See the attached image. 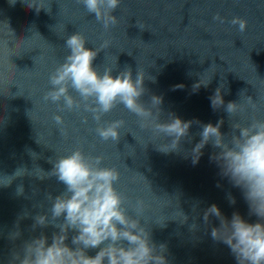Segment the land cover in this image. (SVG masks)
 I'll use <instances>...</instances> for the list:
<instances>
[{"label":"water","instance_id":"1","mask_svg":"<svg viewBox=\"0 0 264 264\" xmlns=\"http://www.w3.org/2000/svg\"><path fill=\"white\" fill-rule=\"evenodd\" d=\"M217 14L224 23L213 19ZM112 15L117 23L105 30L79 0H0V181L20 167L30 173L0 186V264H9L25 241L43 234L51 243L59 231L53 224L33 229L34 217L46 214L51 220L54 198L66 186L49 173L56 160L77 148L86 156H103L101 167L118 170L114 186L126 198L128 214L137 217L138 211L152 242L167 246L169 264H237L230 248L211 236L220 220L210 216L205 224L203 214L215 204L229 221L234 213L248 223L259 218L251 214L243 190L210 159L219 149L209 142L195 165L188 153L201 139L204 124L223 119L220 131L230 138L232 123L264 119V0H121ZM234 17L247 21L243 32L231 24ZM75 33L85 38L87 48L100 50L93 67L101 75L108 67L113 76L131 68L133 80L138 71L145 72L140 102L152 107L151 97H162L160 122L173 115L193 121L179 152L158 151L160 143L172 138L161 141L150 128H141L139 118L123 104L100 121L105 126L125 121L119 141L113 142L95 132L91 112L60 111L44 100L52 87L50 75L70 54L65 41ZM105 42L108 47L101 48ZM199 80L210 83L194 91ZM218 87L225 105L240 102L244 110L233 117L224 106L214 110L210 97ZM69 94L81 99L72 88ZM55 115L63 117V126L55 124ZM21 184L24 193L17 195ZM55 223H63V217ZM16 231L20 236L13 240L10 235ZM75 234L68 232L70 247H75Z\"/></svg>","mask_w":264,"mask_h":264},{"label":"clouds","instance_id":"2","mask_svg":"<svg viewBox=\"0 0 264 264\" xmlns=\"http://www.w3.org/2000/svg\"><path fill=\"white\" fill-rule=\"evenodd\" d=\"M89 13H94L101 21L105 30L117 23L113 11L118 8L121 0H79ZM31 7V6H29ZM39 10V9H37ZM220 23L224 19L217 14L213 17ZM232 25H238V30L246 29L247 21L234 17ZM86 40L80 33L67 38L65 46L70 50L65 61L60 64L49 77L51 89L44 95L45 101L57 104L60 111H79L83 108L93 114L97 122L95 132L103 141L118 142L124 120L100 123L102 116L110 112L118 103L134 113L140 120L141 128H150L163 141L171 137L170 142H162L157 150L168 154L180 151V142L189 137V129L193 121H183L179 117L170 116L169 121L160 122V105L162 97H151L152 107H146L140 102L144 94L145 72L138 71L135 80L131 68L112 75V68L104 69L101 75L93 67V61L99 49L87 48ZM105 42L101 48H107ZM18 53L17 55H19ZM150 80L155 82V77ZM210 81L199 80L193 85V90L201 86L207 87ZM183 88V85L175 86ZM69 88L74 89L80 100L69 94ZM63 100V105L59 102ZM211 107L216 110L224 106L229 117L236 116L244 110L239 102L230 101L225 105L221 87L210 97ZM251 103V97L248 98ZM254 107V105H253ZM155 109V111H154ZM86 119V118H85ZM56 125L63 126L64 119L55 115ZM223 119L215 125H202L199 133L201 139L190 150L193 165L197 164L203 155L202 149L211 142L219 152L210 159L221 169V175L227 177L234 187L243 190L244 198L250 206L251 214L259 218V222L248 223L238 213L227 220L217 205H211L203 214L205 224L210 216L220 220V227H213L211 236L222 241L235 256L237 264H264V119H253L248 123H232L230 138L221 133ZM62 134L67 132L61 127ZM34 153V152H32ZM30 153V154H32ZM103 156L85 155L77 148L67 156H62L54 162L49 173L66 186V190L56 196L51 208V220L46 214L34 217L33 229L47 227L53 224L59 229L51 237L41 234L39 237L25 241L19 250H14L9 264H169L165 252V244L156 245L151 240V234L140 223L137 217L128 214L124 206L126 198L117 191L115 183L120 175L114 167H101ZM30 175L25 167H20L10 176L0 181V186L8 187L16 178ZM43 180L46 176H38ZM23 185L17 187V195H23ZM51 199V197H49ZM230 203H235L229 195ZM184 222L188 217L180 211ZM63 217V223H55ZM164 226L163 223H159ZM192 229L197 225L192 224ZM224 230L223 237L220 231ZM76 234L72 237L70 247L66 241L68 232ZM20 236L16 231L10 235L15 240ZM89 249H98L94 256L87 254Z\"/></svg>","mask_w":264,"mask_h":264}]
</instances>
